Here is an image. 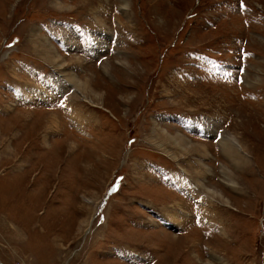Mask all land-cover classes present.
I'll return each mask as SVG.
<instances>
[{
  "label": "rangeland",
  "instance_id": "obj_1",
  "mask_svg": "<svg viewBox=\"0 0 264 264\" xmlns=\"http://www.w3.org/2000/svg\"><path fill=\"white\" fill-rule=\"evenodd\" d=\"M1 187L0 264H264V0H0Z\"/></svg>",
  "mask_w": 264,
  "mask_h": 264
},
{
  "label": "bare ground",
  "instance_id": "obj_2",
  "mask_svg": "<svg viewBox=\"0 0 264 264\" xmlns=\"http://www.w3.org/2000/svg\"><path fill=\"white\" fill-rule=\"evenodd\" d=\"M97 95V94H96ZM98 96V95H97ZM181 142H183V140H181V139H179ZM234 140L236 141V139L234 138ZM175 141H176V139H175ZM180 141H177V142H175V144H177V145H180L181 147H184V149H186V143L187 142H183L184 144H185V146L183 145V144H181V142ZM235 143H231V147L232 148H235V150H237L238 151V147H239V145H238V143H237V141H236V144L234 145ZM241 149V148H240ZM9 176H11V174L9 175ZM8 176V177H9ZM2 180V179H1ZM212 193H213V191H212ZM214 193H216V191L214 190ZM20 195V192H15L13 189H11V190H6L4 187H1V192H0V213H2V212H4V213H6V214H8L9 216H13L14 215V209H13V206H12V202L15 200V199H17L18 198V196ZM196 197V196H195ZM5 202H7L8 203V205H5L6 203ZM17 219V218H16ZM17 231V230H16ZM50 248V247H49ZM55 248V247H54ZM51 252L52 253H54L52 250H51ZM56 253V252H55ZM67 255V254H66ZM55 257H56V255H55ZM64 257V256H63ZM87 257V256H86ZM61 260L60 259V257H56V260ZM62 261V260H61ZM84 264H86V262H84Z\"/></svg>",
  "mask_w": 264,
  "mask_h": 264
},
{
  "label": "water",
  "instance_id": "obj_3",
  "mask_svg": "<svg viewBox=\"0 0 264 264\" xmlns=\"http://www.w3.org/2000/svg\"><path fill=\"white\" fill-rule=\"evenodd\" d=\"M1 264H2V262H1Z\"/></svg>",
  "mask_w": 264,
  "mask_h": 264
}]
</instances>
